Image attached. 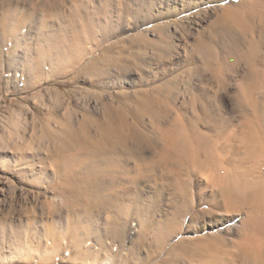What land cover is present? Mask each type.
<instances>
[{"label": "rangeland", "instance_id": "374dc122", "mask_svg": "<svg viewBox=\"0 0 264 264\" xmlns=\"http://www.w3.org/2000/svg\"><path fill=\"white\" fill-rule=\"evenodd\" d=\"M161 2L179 5L0 0V264L199 263L180 224L173 238L148 230L178 207L164 167L145 161L163 146L152 101L204 102L239 122L245 53L264 32L226 0L182 40L178 17L155 19Z\"/></svg>", "mask_w": 264, "mask_h": 264}, {"label": "bare ground", "instance_id": "6f19581e", "mask_svg": "<svg viewBox=\"0 0 264 264\" xmlns=\"http://www.w3.org/2000/svg\"><path fill=\"white\" fill-rule=\"evenodd\" d=\"M176 1L177 7L159 3L154 17L160 21L178 17L186 29L182 40H186L204 18L203 11L209 13L226 0ZM231 3L240 5L249 14L253 31L257 28L264 32V0ZM229 11V18L235 17V12ZM160 28L158 50L169 52L174 31L172 23L166 21ZM186 46L183 50L188 53ZM202 46L206 44L200 46L201 51ZM207 49L205 47V51ZM211 52L207 50L209 58L213 57ZM245 56L250 82L246 85L247 94L240 101L239 122L230 121L225 113L217 112L204 102L202 111L196 101L190 112L167 104L172 107L167 115L165 103L152 101L154 111L161 113L157 117L163 146L155 145L157 155L146 157L145 161L164 167L178 207L172 216L148 226V230L160 235L159 240L173 238L177 234L176 225L180 224L176 237L188 234L183 237L190 242L187 251L199 258L198 264H264V44L250 41ZM152 59L159 58L154 54ZM178 87L171 85L168 90L177 94ZM165 117H169L168 121Z\"/></svg>", "mask_w": 264, "mask_h": 264}]
</instances>
